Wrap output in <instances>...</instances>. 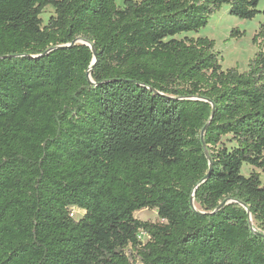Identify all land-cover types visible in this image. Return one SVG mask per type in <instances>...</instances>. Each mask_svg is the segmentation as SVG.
I'll return each mask as SVG.
<instances>
[{"label":"trees","instance_id":"obj_1","mask_svg":"<svg viewBox=\"0 0 264 264\" xmlns=\"http://www.w3.org/2000/svg\"><path fill=\"white\" fill-rule=\"evenodd\" d=\"M262 1L0 0V264H264V24L189 37Z\"/></svg>","mask_w":264,"mask_h":264},{"label":"rangeland","instance_id":"obj_2","mask_svg":"<svg viewBox=\"0 0 264 264\" xmlns=\"http://www.w3.org/2000/svg\"><path fill=\"white\" fill-rule=\"evenodd\" d=\"M118 6H123L125 0H116ZM259 10L263 12L253 20H241L229 14V7L224 6L221 11L214 14L207 27L201 29L198 33L190 34L192 38H209L215 41V50L221 59V65L224 70L237 68L240 72L249 70V64L258 52V47L253 43L255 35L264 24V0L259 5ZM55 11L48 7L42 19L47 25ZM233 31L244 33L241 38L232 36ZM225 143L229 148L233 145L228 143V138ZM253 171H257L250 166H244L242 173L244 176H249ZM264 181V179H263ZM74 219L80 220L85 212L79 209H72ZM135 217L143 222H160L158 212L156 210H142L135 214ZM139 239L145 243L148 237L145 234H140Z\"/></svg>","mask_w":264,"mask_h":264},{"label":"water","instance_id":"obj_3","mask_svg":"<svg viewBox=\"0 0 264 264\" xmlns=\"http://www.w3.org/2000/svg\"><path fill=\"white\" fill-rule=\"evenodd\" d=\"M84 43L83 41H81V40H76L75 42H73L71 45H66V46H61V47H58V48H56V49H62V48H67V47H73V46H75L76 44H78V43ZM56 49H53V50H50L49 52H47V54L48 53H50V52H52V51H54V50H56ZM92 49H93V51H94V54H96V51L94 50V48L92 47ZM89 77H91V72L89 73ZM206 130V129H205ZM205 130L203 131V133H202V137H204V135H205ZM192 204L194 205V200L192 201ZM244 206V205H243ZM250 218H251V215H250ZM251 220H252V218H251Z\"/></svg>","mask_w":264,"mask_h":264}]
</instances>
